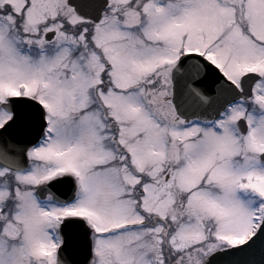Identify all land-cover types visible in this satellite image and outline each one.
Masks as SVG:
<instances>
[{
  "label": "snow or ice",
  "instance_id": "1",
  "mask_svg": "<svg viewBox=\"0 0 264 264\" xmlns=\"http://www.w3.org/2000/svg\"><path fill=\"white\" fill-rule=\"evenodd\" d=\"M0 264H264V0H0Z\"/></svg>",
  "mask_w": 264,
  "mask_h": 264
}]
</instances>
